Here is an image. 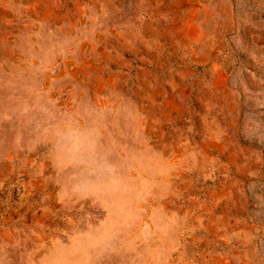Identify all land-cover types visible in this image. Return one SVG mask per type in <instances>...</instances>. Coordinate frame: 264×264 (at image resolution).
<instances>
[{
    "label": "rangeland",
    "instance_id": "rangeland-1",
    "mask_svg": "<svg viewBox=\"0 0 264 264\" xmlns=\"http://www.w3.org/2000/svg\"><path fill=\"white\" fill-rule=\"evenodd\" d=\"M0 264H264V0H0Z\"/></svg>",
    "mask_w": 264,
    "mask_h": 264
}]
</instances>
